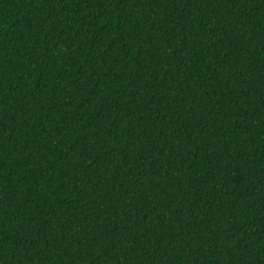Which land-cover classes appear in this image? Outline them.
<instances>
[{
  "label": "trees",
  "instance_id": "1",
  "mask_svg": "<svg viewBox=\"0 0 264 264\" xmlns=\"http://www.w3.org/2000/svg\"><path fill=\"white\" fill-rule=\"evenodd\" d=\"M0 264H264V0H0Z\"/></svg>",
  "mask_w": 264,
  "mask_h": 264
}]
</instances>
